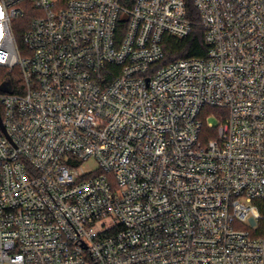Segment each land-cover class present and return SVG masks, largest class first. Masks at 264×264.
<instances>
[{"label":"built area","instance_id":"2783aa9c","mask_svg":"<svg viewBox=\"0 0 264 264\" xmlns=\"http://www.w3.org/2000/svg\"><path fill=\"white\" fill-rule=\"evenodd\" d=\"M23 1L0 0V264H264V0H195L207 54L167 65L186 0H31L21 52Z\"/></svg>","mask_w":264,"mask_h":264},{"label":"trees","instance_id":"16d2710c","mask_svg":"<svg viewBox=\"0 0 264 264\" xmlns=\"http://www.w3.org/2000/svg\"><path fill=\"white\" fill-rule=\"evenodd\" d=\"M195 0H186L187 3V16L193 23V31L192 33L183 39L175 38L173 36H166L165 38V49L167 57L165 61L162 62V65H167L168 63L185 57H191V56H206L207 54V44L205 42L204 37V30L200 23V15L199 11L195 7ZM24 6V13L23 15L19 16L17 19H15L13 23L14 28V34L17 41V44L22 52V50L25 49V42H24V34L29 29L32 19H33V13L32 8L33 4L31 3V0H25L23 1ZM6 71L4 78H10L14 81L13 72ZM3 78L1 77L0 80ZM227 115V110L223 108H217V107H205L202 118L207 124V121L210 116H216L218 120H222L223 117ZM219 126V125H218ZM218 126H215L210 128L211 133L208 137H216L217 135V128ZM207 128V125L205 126V129ZM255 203L259 206V209L262 213V219L260 220V227L258 231L256 232L257 236L264 237V200H257Z\"/></svg>","mask_w":264,"mask_h":264},{"label":"rangeland","instance_id":"374dc122","mask_svg":"<svg viewBox=\"0 0 264 264\" xmlns=\"http://www.w3.org/2000/svg\"><path fill=\"white\" fill-rule=\"evenodd\" d=\"M208 121L211 122L215 126H218L220 123L216 116H210ZM83 167L87 172L95 171L98 168V163L95 159H90L84 162Z\"/></svg>","mask_w":264,"mask_h":264},{"label":"water","instance_id":"95a60500","mask_svg":"<svg viewBox=\"0 0 264 264\" xmlns=\"http://www.w3.org/2000/svg\"><path fill=\"white\" fill-rule=\"evenodd\" d=\"M11 85H10V82H5L2 84V86L0 87L1 90H6V91H10L11 89ZM0 125L2 126V128L4 129V126L2 124V118H1V115H0Z\"/></svg>","mask_w":264,"mask_h":264},{"label":"snow or ice","instance_id":"6c2138e0","mask_svg":"<svg viewBox=\"0 0 264 264\" xmlns=\"http://www.w3.org/2000/svg\"><path fill=\"white\" fill-rule=\"evenodd\" d=\"M3 15V13L2 12H0V16H2Z\"/></svg>","mask_w":264,"mask_h":264}]
</instances>
